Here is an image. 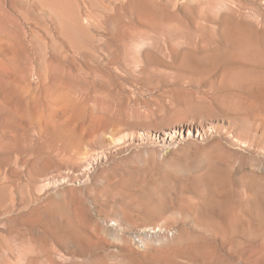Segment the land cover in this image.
Returning <instances> with one entry per match:
<instances>
[{
	"label": "rangeland",
	"instance_id": "obj_1",
	"mask_svg": "<svg viewBox=\"0 0 264 264\" xmlns=\"http://www.w3.org/2000/svg\"><path fill=\"white\" fill-rule=\"evenodd\" d=\"M142 1L0 0L4 264H264V0Z\"/></svg>",
	"mask_w": 264,
	"mask_h": 264
},
{
	"label": "bare ground",
	"instance_id": "obj_2",
	"mask_svg": "<svg viewBox=\"0 0 264 264\" xmlns=\"http://www.w3.org/2000/svg\"><path fill=\"white\" fill-rule=\"evenodd\" d=\"M145 1H142V0H140V7L139 8H142V10H143V8H145L146 7V3H144ZM147 8H149V7H147ZM146 9V8H145ZM141 10V9H140ZM139 10V11H140ZM144 11V10H143ZM145 13H147V15H148V13H151L150 11H148L147 9H146V12ZM16 20V19H15ZM3 27H1L0 28V32H1V34L2 35H4V33L5 32H3V29H2ZM232 33V36H234L235 38H239V33H238V31L234 28L232 31H231ZM2 35H0V40L2 39L1 37H2ZM240 37H244V36H240ZM236 41H238V40H236ZM194 42V41H193ZM135 45V44H134ZM14 82H13V84H14V86H17L18 84H17V82L15 81V80H13ZM0 82H3V80H2V78H0ZM42 85V84H41ZM3 99H4V104L7 106V109H8V113H9V115H10V117H12V118H19V116L25 111V106H24V104L17 98V97H15V95L13 96V95H11V96H9V94L5 91V97H3ZM38 103V100H33V102H32V108H34V106L36 105ZM203 116V115H202ZM204 118H205V116H203ZM211 117V116H210ZM196 118V117H195ZM207 118V117H206ZM220 118V117H219ZM208 119V118H207ZM220 119H222V118H220ZM224 119V118H223ZM226 120V119H225ZM228 121V120H227ZM217 122H218V120H217V118H211V119H208V120H205V119H203L202 117H199L198 118V120H195L194 118H184V119H181L180 121H178V122H176V123H173L172 124V127H175V126H177V124H179L180 125V128H182V129H185L187 132H191V131H193V129L195 130V131H197L198 129H200L203 133H206L207 131L209 132L210 130H214V129H216L217 128ZM221 123V122H220ZM229 124V123H228ZM171 127V126H170ZM171 127V128H172ZM170 129V128H169ZM184 130V131H185ZM218 131V130H217ZM226 131V130H225ZM254 138V137H253ZM0 218H1V216H0ZM1 220V219H0ZM1 222V221H0ZM29 246V245H28ZM2 249V248H1ZM26 249V248H25ZM50 247H49V251H50ZM53 249V248H52ZM24 250V249H23ZM22 250V251H23ZM44 252H46V251H44ZM44 252H43V254H44ZM55 252V251H54ZM14 253V252H13ZM24 253V252H23ZM53 253V252H52ZM18 254V253H17ZM16 254V255H17ZM46 254V253H45ZM41 255V254H40ZM20 256V255H19ZM43 256V255H42ZM6 257V256H5ZM5 257H3L2 256V253H0V263L1 264H4L5 262H6V258ZM15 257V256H14ZM13 257V258H14ZM57 257V256H56ZM10 258V257H9ZM34 258V257H33ZM42 258V257H41ZM29 260V259H28ZM45 260H47V262L49 263V264H57V261H56V259H55V257L52 255V254H50L49 253V255H47V257H46V259ZM44 259H43V261H45ZM31 261V260H30ZM42 261V260H41ZM38 259H36V257L34 258V259H32V263L33 264H38ZM31 263V262H30ZM45 263V262H44Z\"/></svg>",
	"mask_w": 264,
	"mask_h": 264
}]
</instances>
